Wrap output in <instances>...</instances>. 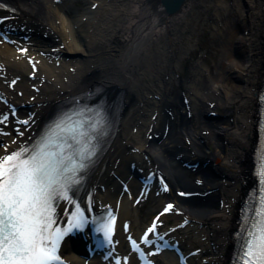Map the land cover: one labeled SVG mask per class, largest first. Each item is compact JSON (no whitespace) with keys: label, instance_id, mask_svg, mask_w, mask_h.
<instances>
[{"label":"bare ground","instance_id":"obj_1","mask_svg":"<svg viewBox=\"0 0 264 264\" xmlns=\"http://www.w3.org/2000/svg\"><path fill=\"white\" fill-rule=\"evenodd\" d=\"M6 1L15 7L16 13H0V18L6 20L0 27L29 39L24 42L19 38L13 47L4 45L0 50L4 67L0 72V93L12 103L26 106L21 113L24 118H27V112L30 113L28 133L40 126L55 105L71 94L97 85L105 86L110 97L117 91H124V110L113 138L103 141L106 151L99 169L92 176V187L98 190L101 186L110 187L113 175L122 179L127 173L126 167L131 163L138 164L142 150L149 163L168 176L173 187L191 189L190 172L180 170L179 160L184 151L193 152L197 160L206 164L202 172L203 190L211 192L210 205L203 208L198 200H177V206L205 237L209 251L207 264H230L237 248L236 240L240 237L238 207L254 183L252 173L258 144L257 97L264 80L263 0H235L232 5L216 8L213 18L217 17L223 25L228 21L234 25V22L240 30L239 43L244 58H239L238 63L231 61L232 42L218 33L223 46L221 70L212 79L195 71L182 83V92L190 98L189 108L196 113V119L178 111L177 120L172 122L165 110L177 111L179 94L165 96L163 86L160 87L156 80V70L160 68L162 72L165 64L160 61L155 66L153 63L160 59L163 45L177 40L176 26L181 27L183 19L193 8L202 7V0H187L181 12L174 16L166 15L154 0H109L108 5L101 6L105 7L106 14L100 18L96 35L93 31L97 36L95 47L83 41L84 37L75 28L77 23L69 22L55 12V7H67L66 1ZM87 12L83 17H88ZM87 26L93 27V24L86 22L84 27ZM61 45H64L62 49ZM24 47L29 48L26 56L43 52L46 61L55 64L58 60L61 66H49V70L40 66L37 80L29 81L26 59L23 56L17 59L16 55V51ZM70 67L74 68L75 74L69 71ZM10 76L20 77L13 91L4 85ZM235 79L242 86L232 84ZM29 85L35 86L37 91L31 90ZM143 109L158 113L159 123L169 126L167 135L154 125L150 134H158V139L150 142L145 138L144 141L143 131H149L151 123L142 118ZM218 109L222 110L223 116L204 119L205 113ZM137 138L144 142L143 146L139 147ZM183 139L189 141L185 148ZM209 142L213 145L210 151L205 148ZM133 148L139 149L135 155H131ZM109 193V200L118 194L115 188ZM136 221L140 224L138 217Z\"/></svg>","mask_w":264,"mask_h":264},{"label":"snow or ice","instance_id":"obj_2","mask_svg":"<svg viewBox=\"0 0 264 264\" xmlns=\"http://www.w3.org/2000/svg\"><path fill=\"white\" fill-rule=\"evenodd\" d=\"M56 127L61 133L66 131L59 124ZM82 128L83 122L79 129L70 130L72 143L67 139L54 143L46 137L35 150L0 157V264H62L58 250L72 229L53 227L54 202L69 198V190L78 183L79 171L86 167L83 161L94 155L90 136L84 141L88 147L82 145L88 136ZM92 128L95 131L96 125ZM171 207L168 205L165 211ZM257 215L244 242L240 264H264V202ZM84 223L78 213L73 226L81 228ZM113 224L110 219L97 228L107 243L112 241ZM144 242H148L147 237ZM133 247L138 250L134 241Z\"/></svg>","mask_w":264,"mask_h":264},{"label":"rangeland","instance_id":"obj_3","mask_svg":"<svg viewBox=\"0 0 264 264\" xmlns=\"http://www.w3.org/2000/svg\"><path fill=\"white\" fill-rule=\"evenodd\" d=\"M202 1L203 6L192 9L190 14L184 20V24L180 27L181 32L179 33V37L172 43L171 48H169L168 46L163 48V50H165V53H167V51H170V53H167L164 56L161 55V57L159 55L160 59L157 62L153 63L156 66L161 61L165 64V71H167L168 67L170 66L169 61L172 58V53L174 52L173 50L181 51L179 61L176 64L178 67L177 77H179L180 79H185V77L188 75V71L195 65H198V67L202 71H205V75L208 79H212L221 70L220 63L221 61H224L221 56V49L223 47L221 45L222 41L220 42L218 33L223 37L224 35H226L224 34V32H221V28L224 29L225 25L219 23L217 24V26H215L212 16L216 8H220L221 5H226L227 3H231L234 0ZM108 4L109 3L107 2V5ZM76 5H78V7L80 8L84 7L79 2H77ZM100 12L102 13L103 10H100ZM97 15L98 13L93 12V16L95 18L98 17ZM75 16L76 14L72 15L71 13L69 16H67L68 21H71ZM227 24H229V21ZM225 33H228V28L225 29ZM241 58H244V56L242 55ZM230 60L232 61V58ZM236 62L238 63V60H236ZM201 70H198L199 74L200 72L201 74H203ZM167 84L165 87L166 90L168 92H173L175 91L177 80L172 77V81L167 82ZM232 84H235L236 87L238 86L236 82H233ZM218 113L220 115L222 114L221 111H219ZM208 148L212 149L213 146L211 144H208Z\"/></svg>","mask_w":264,"mask_h":264},{"label":"water","instance_id":"obj_4","mask_svg":"<svg viewBox=\"0 0 264 264\" xmlns=\"http://www.w3.org/2000/svg\"><path fill=\"white\" fill-rule=\"evenodd\" d=\"M160 1L166 8V11L168 13L175 12L176 9L179 6V3H181L182 0H158Z\"/></svg>","mask_w":264,"mask_h":264}]
</instances>
